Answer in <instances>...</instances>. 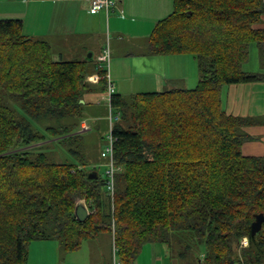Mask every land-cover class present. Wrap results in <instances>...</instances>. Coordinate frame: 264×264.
<instances>
[{
  "label": "trees",
  "instance_id": "trees-1",
  "mask_svg": "<svg viewBox=\"0 0 264 264\" xmlns=\"http://www.w3.org/2000/svg\"><path fill=\"white\" fill-rule=\"evenodd\" d=\"M173 1L146 52L192 56L199 83L111 95L120 114L111 128L113 196L81 134L94 92L89 61H66L22 20L0 19V264H28L36 241L72 252L102 232L113 235L119 264H136L147 244L174 250V242L188 264H264V222L252 235L264 215V156L243 153L253 140L245 129L258 121L228 114L222 101L225 87L264 82L245 69L253 45L264 56V0ZM107 73L95 64L106 94ZM59 147L72 161L57 159ZM82 200L83 223L75 216Z\"/></svg>",
  "mask_w": 264,
  "mask_h": 264
},
{
  "label": "crops",
  "instance_id": "crops-1",
  "mask_svg": "<svg viewBox=\"0 0 264 264\" xmlns=\"http://www.w3.org/2000/svg\"><path fill=\"white\" fill-rule=\"evenodd\" d=\"M113 1L116 6L108 14L104 11L94 14L89 0H0V19H20L27 35L56 45L80 40L82 36L90 39L91 36L103 35L104 38L106 35L111 52L109 76L115 92L124 97L196 88L199 72L192 56H151L146 52L147 40L156 24L173 12L174 1ZM259 28L264 29V21ZM85 46L88 51H97L96 57L104 51L103 46L98 49L97 45ZM58 55L65 58L59 50ZM179 57L191 58L190 65L178 62ZM245 69L264 74V56L256 45L251 48ZM222 101L228 114L258 121L245 129L253 140L244 144L243 153L264 156V82L225 87Z\"/></svg>",
  "mask_w": 264,
  "mask_h": 264
},
{
  "label": "rangeland",
  "instance_id": "rangeland-1",
  "mask_svg": "<svg viewBox=\"0 0 264 264\" xmlns=\"http://www.w3.org/2000/svg\"><path fill=\"white\" fill-rule=\"evenodd\" d=\"M79 39H73L68 44L56 45L55 42L52 43H55L54 49L57 54L59 50L65 55V60L89 61V76L87 79L88 83L92 84L94 92L93 95L88 96L86 99L87 103L90 104L86 107L88 118L84 122L88 126L90 125L92 130H84L82 128L81 134L90 143L88 144L89 156L92 157L90 162H95L94 166H98V171L102 175L106 172V163H102L105 160L100 158L99 152L109 142L108 136L111 133V128L113 123L116 124V120L113 119L111 121V117L115 118L117 111L111 110L109 103L110 96L101 92V88L97 85L100 77H98L97 81L93 80L97 76L93 75V70L98 60V57H96L97 51H88L85 45H97L96 49L102 46L104 49L109 48V38L106 35H104V38L103 35H97L91 36L90 39L87 36H82ZM92 54L94 55L90 57ZM178 59V62L190 65L191 58L179 57ZM107 70L110 71V67ZM56 150L61 156L57 157L58 160L68 158L72 161V158L68 154L65 155V151L62 148L59 147ZM92 167L93 165L88 167V169L91 170ZM114 248V238L110 232H102L94 239L84 242L80 250L72 252H68L58 240L36 241L30 246L28 264H110L113 261ZM179 252L180 247L176 242H174V250L169 249L161 243H150L144 246L138 260L139 264H188L189 260H191L190 256H187L186 260L182 259L179 256Z\"/></svg>",
  "mask_w": 264,
  "mask_h": 264
},
{
  "label": "built area",
  "instance_id": "built-area-1",
  "mask_svg": "<svg viewBox=\"0 0 264 264\" xmlns=\"http://www.w3.org/2000/svg\"><path fill=\"white\" fill-rule=\"evenodd\" d=\"M90 5H91V9L92 12L95 13H100V12H106L107 14L112 11L115 6L116 3L113 0H89ZM98 63L100 64V66H102L103 68H105L106 70L109 69L110 66V61H111V53H110V49L106 48L103 53L101 55L98 56ZM105 65V66H103ZM94 81L98 80V76H95L93 78ZM107 80H108V94L111 97V95L115 94V88L114 85L110 79V76L107 73ZM115 119L116 121H118L120 119V114H117V116L115 115L114 117H111V121ZM82 128L84 130H90V126L87 125L86 122L82 123ZM108 144L105 146L102 156L106 159V176L108 178V189L111 193V195H114V191H115V175L116 172L118 171V168L116 166L115 163V157H114V142L115 139L113 137L112 132L110 133V135L108 136ZM243 246H247L248 245V240L245 238L242 242ZM112 264H119L118 261L116 259H114Z\"/></svg>",
  "mask_w": 264,
  "mask_h": 264
},
{
  "label": "water",
  "instance_id": "water-1",
  "mask_svg": "<svg viewBox=\"0 0 264 264\" xmlns=\"http://www.w3.org/2000/svg\"><path fill=\"white\" fill-rule=\"evenodd\" d=\"M96 178L97 176L94 172L90 173L89 179H96ZM75 216L77 220L82 223L85 222L89 218L90 211L86 205V201L82 200L77 203L76 208H75ZM263 222H264V215L261 214L257 216L256 221L252 225V235L253 236L257 235L262 230Z\"/></svg>",
  "mask_w": 264,
  "mask_h": 264
},
{
  "label": "clouds",
  "instance_id": "clouds-1",
  "mask_svg": "<svg viewBox=\"0 0 264 264\" xmlns=\"http://www.w3.org/2000/svg\"><path fill=\"white\" fill-rule=\"evenodd\" d=\"M98 62V61H97ZM108 71V70H107ZM108 75H109V71H108ZM99 77V76H98ZM116 93V92H115ZM108 96H109V94H108ZM84 123V122H83ZM90 126V125H89ZM90 130H92V127L90 126Z\"/></svg>",
  "mask_w": 264,
  "mask_h": 264
}]
</instances>
